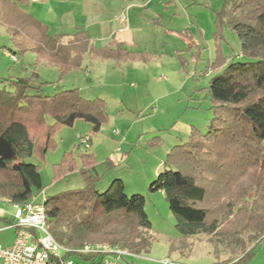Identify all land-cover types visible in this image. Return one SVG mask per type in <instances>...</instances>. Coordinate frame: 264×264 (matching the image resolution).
Segmentation results:
<instances>
[{
	"label": "trees",
	"instance_id": "16d2710c",
	"mask_svg": "<svg viewBox=\"0 0 264 264\" xmlns=\"http://www.w3.org/2000/svg\"><path fill=\"white\" fill-rule=\"evenodd\" d=\"M30 1L0 0V25L18 59L32 51L37 61L63 75L81 68L86 55L117 62L150 58L118 40L97 46L85 29L52 34L49 24L30 12ZM216 20L218 32L226 24L238 34L241 50L229 60L219 53L214 61L208 88L214 116L208 131L191 127L189 140L172 147L167 167L150 188L165 191L183 237L204 233L213 237L211 242L238 247L243 228L256 230L254 220L264 228V0H225ZM38 76L0 77V172L9 175L0 180V198L14 202L33 201L44 191L38 165L28 158L48 148L56 126L84 119L98 133L109 119L104 98H86L77 87L46 94L43 82L34 84ZM71 164L65 155L55 166L57 177ZM95 166V156L85 155V186L45 198L49 231L69 247L105 242L137 255L149 253L153 235L145 195H128L121 178L98 191ZM256 245L234 264L251 257Z\"/></svg>",
	"mask_w": 264,
	"mask_h": 264
},
{
	"label": "rangeland",
	"instance_id": "374dc122",
	"mask_svg": "<svg viewBox=\"0 0 264 264\" xmlns=\"http://www.w3.org/2000/svg\"><path fill=\"white\" fill-rule=\"evenodd\" d=\"M224 1L39 0L36 5L52 3L58 12L57 22L49 24L52 33H72L84 27L97 46L120 40L128 49L150 55L147 60L125 62L86 55L81 68L63 75L57 67L37 61L32 51L19 61L5 58V50L11 51L14 45L5 26L0 25V76L33 77L38 73L34 84L43 82L46 94L77 87L86 98L106 100L109 119L98 133H93L84 119L76 120L73 126H56L48 148L28 161L38 165L45 186L36 196L37 202L84 187L82 169L87 154L96 159L93 173L99 175L98 191L121 178L128 195H145L152 246L147 254L129 257L130 262L162 264V259L169 258L183 264H234L257 244L251 257L246 255L238 264H264V228L260 223L255 226L256 220L252 224L256 230L243 228L240 232L244 241L238 247L211 242L213 237L204 233L185 238L165 191L150 188L167 167L165 161L172 147L189 140L191 127L202 133L208 131L214 116L208 90L214 61L219 53L229 60L233 52L241 50L238 34L228 25L218 32L217 12ZM29 10L38 15L35 9ZM47 122L51 124L53 119L48 117ZM87 136L91 138L89 143L85 141ZM65 155L70 156L72 168L59 178L55 166ZM7 177L0 172V180ZM7 204L13 213L12 204ZM249 217L248 213V222ZM6 224L0 217V227ZM14 235L13 226L1 229L0 244L11 245Z\"/></svg>",
	"mask_w": 264,
	"mask_h": 264
},
{
	"label": "built area",
	"instance_id": "2783aa9c",
	"mask_svg": "<svg viewBox=\"0 0 264 264\" xmlns=\"http://www.w3.org/2000/svg\"><path fill=\"white\" fill-rule=\"evenodd\" d=\"M11 57L14 61L19 60L15 54ZM88 139L87 136V143ZM8 202L14 208L13 213L6 207ZM0 217L10 219L7 227L16 229L11 245L0 244L1 264H136L128 258L141 256L105 242L86 243L79 247L59 243L47 227L44 204L36 200L14 202L0 198ZM161 263L183 264L169 258L162 259Z\"/></svg>",
	"mask_w": 264,
	"mask_h": 264
},
{
	"label": "crops",
	"instance_id": "0c3cea01",
	"mask_svg": "<svg viewBox=\"0 0 264 264\" xmlns=\"http://www.w3.org/2000/svg\"><path fill=\"white\" fill-rule=\"evenodd\" d=\"M39 0H31L30 1V4H29V9L33 8L35 9V13H37L38 15V18H40L41 20H44L45 22H47L48 24L52 25L53 23H56L57 20H58V12H56L55 8L53 7L52 3L51 4H38L36 5V3L38 2ZM36 16V17H37ZM124 16V15H123ZM49 25V26H50ZM6 28V27H5ZM78 29H85L84 27H77L75 31H77ZM7 30V29H6ZM87 30V29H85ZM73 31V32H75ZM50 32L52 33L51 31V27H50ZM72 32V33H73ZM52 34H56V33H52ZM60 34V33H59ZM66 34H71V32H67ZM91 36V35H90ZM92 38V37H91ZM12 39V38H11ZM93 39V38H92ZM120 41V40H118ZM122 42V41H121ZM95 43V42H94ZM124 44V42H123ZM6 46V45H5ZM124 47L126 49H128L125 44H124ZM15 49V47H13ZM128 50H131V49H128ZM135 51V50H134ZM12 54V51H10V49H6L5 52H4V57L5 58H11V54ZM13 60V59H12ZM113 60V59H112ZM128 61H132V60H128ZM8 68V66H7ZM7 68L5 69L7 71ZM8 72H10L11 70L8 68ZM13 76H22V75H13ZM2 77V76H0ZM2 220L6 221V223H8V221H10V219H7L6 217H1ZM8 228L7 227V224L3 227H0V230L1 229H6ZM15 228V227H14ZM16 236V229H15V235Z\"/></svg>",
	"mask_w": 264,
	"mask_h": 264
}]
</instances>
